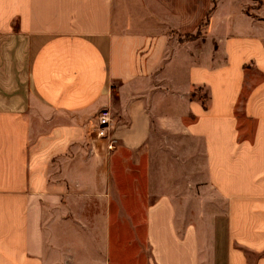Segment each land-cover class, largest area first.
Returning <instances> with one entry per match:
<instances>
[{
    "label": "crops",
    "instance_id": "obj_1",
    "mask_svg": "<svg viewBox=\"0 0 264 264\" xmlns=\"http://www.w3.org/2000/svg\"><path fill=\"white\" fill-rule=\"evenodd\" d=\"M126 153L153 198L128 242ZM126 261L264 264V0H0V264Z\"/></svg>",
    "mask_w": 264,
    "mask_h": 264
},
{
    "label": "rangeland",
    "instance_id": "obj_2",
    "mask_svg": "<svg viewBox=\"0 0 264 264\" xmlns=\"http://www.w3.org/2000/svg\"><path fill=\"white\" fill-rule=\"evenodd\" d=\"M256 2L260 4V0H256ZM190 37L188 36L186 38L190 39ZM199 95H204V92H199ZM140 157L142 162L138 166L135 165V161L131 158L129 153L123 156H116L112 162V170L116 175L118 188L123 196L124 207L128 212L133 213L134 218L138 217L140 225V228L133 232L127 228L130 214L128 216L124 214L121 218H117V221H119L121 225L119 226L120 228L112 230V237L117 239L120 238L124 242H128L132 237L140 239L145 237V229L143 228L144 208L153 201V198L147 197L146 154L143 153L139 155V158ZM137 248L139 251L144 250L142 246L137 247L136 245L130 244L122 246L121 249L124 259H127V256L134 253ZM127 262L128 261L124 262V264Z\"/></svg>",
    "mask_w": 264,
    "mask_h": 264
},
{
    "label": "built area",
    "instance_id": "obj_3",
    "mask_svg": "<svg viewBox=\"0 0 264 264\" xmlns=\"http://www.w3.org/2000/svg\"><path fill=\"white\" fill-rule=\"evenodd\" d=\"M112 113L109 108L101 109L89 130L90 152L101 151L109 155L116 148V140L112 134Z\"/></svg>",
    "mask_w": 264,
    "mask_h": 264
},
{
    "label": "trees",
    "instance_id": "obj_4",
    "mask_svg": "<svg viewBox=\"0 0 264 264\" xmlns=\"http://www.w3.org/2000/svg\"><path fill=\"white\" fill-rule=\"evenodd\" d=\"M198 34H199V33H198ZM196 36H197V35H196ZM196 36H195V37H196ZM192 38H194V37H190V39H192Z\"/></svg>",
    "mask_w": 264,
    "mask_h": 264
}]
</instances>
